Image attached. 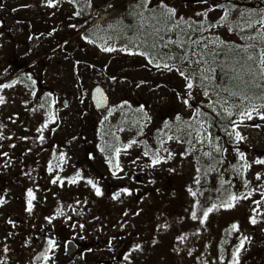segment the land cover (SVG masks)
Here are the masks:
<instances>
[{
	"label": "rangeland",
	"instance_id": "obj_1",
	"mask_svg": "<svg viewBox=\"0 0 264 264\" xmlns=\"http://www.w3.org/2000/svg\"><path fill=\"white\" fill-rule=\"evenodd\" d=\"M166 2L176 8L178 16L190 21L193 29L198 27L197 22L205 28L212 23V28L203 33L190 31L191 39L203 34L238 49L246 42L254 43L256 40L248 37L255 38L260 31L259 25L248 28L244 21L264 15V0ZM135 3L137 0H107V3L59 0L58 6L51 8L46 0H0L3 5L0 7V84L16 81L11 88H0V96L5 99L0 104V125H6L0 132L11 137L0 140V152L8 153L0 156V197L6 200L0 205V261L5 264H45L36 257L46 247L47 237L54 238L60 247L50 254L46 264H228L241 235L249 240L240 253V264H264V201L259 214L251 211L255 207L251 201L260 199L258 185H264V180L256 181L254 174L264 171V167L252 164L241 172L244 161L238 154L244 152L250 164L255 159H264V120L254 116L241 122L234 114L232 118L245 137L239 142L232 137L227 144H221L210 123L204 124L201 136L197 137L195 130L201 128L197 120L205 119L202 110L222 116L224 100L239 102L223 90L227 85L222 87L223 82L227 84L232 78V67L227 77L217 70L210 84H202L197 76L190 100L193 107L185 106L182 98L189 90L183 77L149 64L146 57L138 54L148 49L137 48L132 43L136 29L128 26L138 23V18L131 15ZM155 4L153 0L151 6ZM215 4L222 7L213 8ZM209 8L213 10L208 11L206 18L196 15ZM225 10L229 14L226 20H221ZM76 12L80 15H75ZM84 36L95 43L83 39ZM172 39L177 37L173 35ZM183 42L184 50L199 51L187 37H183ZM105 45L117 50L104 52ZM122 47H131L137 54L122 51ZM164 51L175 55L178 47L173 45L161 50ZM223 58L221 55L218 59L225 61ZM226 62L229 66L241 65L234 60ZM176 66L181 65L177 62ZM238 68L243 69L245 79L249 78L245 67ZM253 69L256 70V65ZM29 75L36 81L34 86ZM96 85L105 88L110 101L107 109L100 112L90 97ZM33 87L35 96L31 95ZM205 90L208 96L203 95ZM253 91L259 94V90ZM49 92L52 93L49 99L56 101L51 110L57 119L49 124L54 131L44 130L46 139L41 143L36 128L48 118L49 106H38ZM125 100L128 103L122 105ZM65 101L67 106L63 104ZM197 109L202 113L199 117ZM145 112L150 121L145 119ZM178 114L181 120L176 119ZM257 124L260 126L255 127ZM25 136L28 139H20ZM133 139L138 143L122 151L119 157L123 171L113 176L106 162L109 153L101 152L100 148L112 144L122 147ZM217 144L227 151L217 153ZM145 149L165 157L170 152L172 157L155 169L144 168L148 161L142 155ZM204 152L221 160L217 165L219 172L207 171L212 159L204 156ZM60 153L67 158L59 172L61 177H71L80 171L84 177L95 180L103 195L96 196L85 180L77 184L65 180L63 186L50 183L47 166L49 161L55 165ZM197 168L201 170L199 185L194 182ZM245 180L251 182L249 187H245ZM223 181H229L231 187ZM123 187L133 190L132 195L122 194L113 200L112 194ZM189 187L198 192L196 198L188 193ZM28 188L33 189L36 197L31 214L25 211ZM250 190L252 197L239 201L232 209L214 211L204 226L191 221L185 211L194 199L206 208L224 200L229 191L239 194ZM58 207L67 212L62 221L67 215L73 220L70 225L67 222L58 226L57 216L52 225L45 220L54 216ZM134 212L138 215H133ZM252 215L258 220L255 225L249 220ZM8 220L18 224L13 227ZM233 223L239 224V232L231 229ZM197 227L200 232L195 234ZM179 235H185L186 239L178 240ZM152 240L157 243L153 244ZM136 243L142 245V251L134 250ZM5 246L8 252L3 251ZM125 256L130 259L126 261ZM220 256L225 257L224 261L219 260Z\"/></svg>",
	"mask_w": 264,
	"mask_h": 264
},
{
	"label": "snow or ice",
	"instance_id": "obj_2",
	"mask_svg": "<svg viewBox=\"0 0 264 264\" xmlns=\"http://www.w3.org/2000/svg\"><path fill=\"white\" fill-rule=\"evenodd\" d=\"M207 3V0H204ZM46 3L49 7L55 8L59 4V0H46ZM107 3V0H105ZM153 0H137V3L132 5L131 15L138 18V23L136 25H130L129 28L136 29V39L132 41L135 47H146L148 50L139 51L138 54L140 56L146 57L148 59L149 64H154L157 69H163L168 72L175 71L179 73V76L183 77L185 83V87L189 90L186 97L182 98V103L192 108L193 105L190 103L192 99V90L195 87V79L199 76L201 83L208 82L209 84L215 80V74L217 70L225 77L228 76L229 64L226 62L227 60H234L236 64H241L242 67L246 68V73L249 79L245 80L244 76L232 77V79H238L240 84L243 85V88L230 91L228 88H223L224 91L229 92L230 97L236 98V100L231 103L228 100H224L222 103L223 107V119L228 121V124L231 125L233 131L227 132L229 138L234 137L237 142L242 141L245 137L238 130L239 126L236 124L231 117L235 114L238 115L241 122L245 120H252L254 116L259 117V119L264 120V15H261L259 19L249 18L244 21L245 25L248 28H254V25H259L260 31L257 32L256 37H248L249 40L255 39L258 43H250L241 46L239 49L234 48L233 46L228 45L223 41H212L209 37L204 36L203 34L197 37L196 39H191V36L188 35L190 31H200L201 33L208 31L212 28V23L210 22L205 28L203 24L197 22L198 27L193 29V25L190 21L184 20L182 16L177 15V10L175 7L170 6L166 0H156L155 7H152ZM90 6V5H89ZM3 7V5H0ZM108 7H112L111 4H108ZM222 7L219 4L213 5V8ZM212 8H209L207 11L198 12L196 15L202 18H206L208 16V11H212ZM15 11V9H13ZM144 12H147L148 15L145 16ZM228 12L225 10L223 15L220 17L221 20H226L228 16ZM75 15H80L79 12H76ZM71 27L75 28L76 25H71ZM187 29V31H186ZM255 30V29H254ZM231 31V29H229ZM171 34V35H170ZM175 35L177 39H172V36ZM142 37V38H141ZM167 37V39H166ZM183 37H187L192 44L196 45L199 51L188 48L184 50L186 45L183 42ZM83 39L88 40L90 43H95V41L90 40L88 36H84ZM65 43H67L65 41ZM209 44H213V47H209ZM173 45L178 47L177 54L173 55L169 52H161L163 49H169ZM258 49V50H257ZM102 50L104 52H114L117 49L112 46H103ZM120 50L128 52L131 55H136L137 52L133 51L131 47H122ZM243 52V56H240V53ZM223 55L225 57V61H220L218 58ZM177 62L181 66H176ZM253 65H256V70L253 69ZM194 66V67H188ZM234 69V65H232ZM259 77V81L257 80ZM28 79L31 80L32 85L36 84L35 80H32L31 76H28ZM112 80H115V77H111ZM16 83L13 81L8 84H0V88H11ZM141 83H144L141 81ZM139 86V85H137ZM253 89L259 90V94L253 91ZM99 93L100 90L97 89ZM31 95L35 96L36 91L33 87L31 90ZM204 96H208V91L205 90L203 92ZM52 97V93L49 92L46 94L44 98V102L41 103L38 107L44 108L45 104H48L49 111L46 112L47 119H45L39 127L36 128V132L39 134L37 139L43 143L46 139L44 135V130L48 129L49 131H54V129L49 128L50 122L54 123L57 119V116L53 110H51V106L56 103L54 99H49ZM107 97L103 94H100L96 98L97 106H100L106 103ZM5 99L3 96H0V104H4ZM128 101H123L122 105L127 104ZM121 105V106H122ZM116 107V106H114ZM235 109V113L234 110ZM142 111V109H141ZM109 115H111V109L109 110ZM202 113L199 109H197L196 116H201ZM219 115V113H218ZM144 117L146 120H151V117L145 112ZM11 119V117H9ZM107 119V117H105ZM177 120H181L179 114L176 116ZM197 123L201 125L200 129H196V136H201V130L203 129L204 124L207 123L206 119L197 120ZM260 125H255V127H259ZM6 127V125H0V128ZM165 127L168 128L169 125L165 122ZM188 128L191 129L192 125H188ZM225 131H227V127H225ZM191 135V132L188 133ZM11 137H5L2 132H0V140L10 139ZM20 139H28V137H20ZM169 140L172 139L171 136L168 137ZM203 142V141H200ZM208 142L211 144V137H208ZM138 142L133 139L130 140L127 144H124L122 147L117 146L115 144L109 145L108 147H101V152H108L106 162L109 164L110 169H112V175L116 176L117 172H122L123 169L120 164L119 157L121 152H126L127 149L131 148L134 144ZM163 143V141H161ZM2 147V145H0ZM9 147H15V145H9ZM31 151V149H29ZM167 151V149H165ZM215 151L217 153L226 152V149H222L220 145L215 146ZM185 153H182L184 155ZM239 158L244 161V163L240 166V171L245 172L249 168L252 167V164L260 165L264 167V159H255L250 164L246 158L244 152H239ZM143 157H148V161L143 165L144 168L155 169L158 165L165 163L168 159H171L172 154L169 152L168 156H161L158 152H149L145 149L142 153ZM206 157H210L212 159V163L207 165V171H216L219 172L220 169L217 167L221 160H216L211 156L210 152H204L203 154ZM0 156H8L7 152H0ZM53 159H57L55 156ZM66 155L64 153H60L55 165H53L52 161H49L47 166L48 173L50 176V183L59 184L60 186L64 185V181L67 180L69 184H77L81 180H85L87 185H90L91 188L95 191L96 196H102L103 192L94 179L90 177H84L80 171H76V173L71 177H61L59 172L62 171V164L66 162ZM137 159H140L138 156ZM133 164L136 163L135 160L132 161ZM7 166V165H5ZM174 169H169V171H173ZM200 168L196 169L197 177L195 178V184H200ZM256 181L264 180V171H256L255 172ZM121 178V177H118ZM155 181H153L154 183ZM223 183L229 184V181H223ZM250 181L245 180V187L250 186ZM260 188V199H253L251 202L255 205L251 209L252 212L259 214L258 210L261 207V202L264 201V185H258ZM131 189L128 187L120 188L118 191L112 194L113 200H118L121 195H132ZM188 193L193 198H196L198 195L197 191H193L191 187L188 188ZM253 196V192L250 190L247 193L240 192L239 194L235 192H228L226 198L221 200L219 203H212L208 207H203L200 204L198 199H194L193 203L190 206V209H186V213L191 221H196L200 226H204L208 219L209 215L214 211H218L220 209H232L236 206V204L241 200H248ZM27 207L25 209L29 214L32 213L34 204L33 201L36 199L35 193L32 188L27 189ZM6 203V200L3 197H0V205ZM64 213L61 208H57L54 216H47L45 220L48 221L49 224L52 223L53 219L56 216H63ZM125 216L128 213H124ZM133 215H138V213L134 212ZM249 220L251 224L255 225L258 223L257 217L255 215L249 216ZM8 224H11L15 227V224L12 220L7 221ZM124 225L122 224L121 227ZM83 228V225H80ZM231 229L233 231L239 232V224L233 223L231 224ZM200 232V227L196 228V233ZM178 240H185V235H179L176 237ZM249 240L248 236L241 235L239 239L238 245L235 247L234 251L231 253V259L228 261V264H240V253L245 246V242ZM153 244L157 243L156 240L151 241ZM60 245L57 241L52 237L46 238V247L38 253L36 259L44 261L45 264L51 259L52 253L56 248H59ZM135 251H142V245L140 243H136L134 245ZM4 252H8L9 249L7 246L3 248ZM174 251H178V249H174ZM191 255V251L188 253ZM124 259L128 261L130 259L129 256H125ZM225 257L220 256L219 260L224 261ZM0 264H5L4 261H0Z\"/></svg>",
	"mask_w": 264,
	"mask_h": 264
},
{
	"label": "trees",
	"instance_id": "obj_3",
	"mask_svg": "<svg viewBox=\"0 0 264 264\" xmlns=\"http://www.w3.org/2000/svg\"><path fill=\"white\" fill-rule=\"evenodd\" d=\"M224 5H226V2H225V4ZM222 6V5H221ZM254 43H258V41H255ZM245 44H250V42H246ZM245 44H243V45H245ZM242 45V46H243ZM238 49V48H237ZM258 50V49H257ZM223 59H225V57L223 58ZM236 67H234V69L232 68V70L230 71V74H231V76L232 77H237V76H241V75H244V71H243V69H241V68H238L239 66H241V65H235ZM230 67H232V64L230 65ZM28 68V67H27ZM23 69H25V68H23ZM231 69V68H230ZM26 70H28V69H26ZM225 79V77L223 76L222 77V80L223 81H225L224 80ZM244 79H245V77H244ZM247 79H249V78H247ZM247 79H245V80H247ZM227 85V87L229 88L230 87V89L231 90H238V89H241V88H243V85H241L240 84V81L238 80V79H230V81H228L227 82V84H226V81L225 82H223V86L222 87H225ZM209 110H202V113L205 115V119H206V121H207V123H210V124H212V125H214V127H215V136H216V138L221 142V144H223V145H225V144H227V142H229L230 140H232L233 138H229V136H228V134H227V132H231V131H233V129H232V127H231V125H229L228 124V121L227 120H225V119H223L222 117H223V115L222 116H219L218 114H216L215 112H213V113H211V112H208ZM231 119L232 120H234L235 121V119L234 118H232L231 117ZM225 127H227V131H225ZM64 215H66L67 214V212H65V210H64ZM63 215V216H64ZM63 216H57V219L58 220H60V225H58V226H64L65 224H68L69 223V225L71 224V221H73L72 219L70 220V219H68V215L65 217V219L62 221V217ZM13 222H14V224H18V223H16L14 220H12ZM61 221H62V223H61ZM68 222V223H67ZM52 225V224H51ZM5 229H7V227H6V224H5ZM2 228V227H1ZM67 227H65V229H66ZM25 241H28V240H25ZM129 244L130 242H126V244ZM121 244H123V245H126V244H124V243H121ZM122 250V249H121ZM35 257V256H34ZM35 260V259H34ZM35 262V261H34Z\"/></svg>",
	"mask_w": 264,
	"mask_h": 264
},
{
	"label": "water",
	"instance_id": "obj_4",
	"mask_svg": "<svg viewBox=\"0 0 264 264\" xmlns=\"http://www.w3.org/2000/svg\"><path fill=\"white\" fill-rule=\"evenodd\" d=\"M97 89L100 90L99 93L97 92ZM100 94H103L104 96H106L107 97V100H106V103H104V104H102L100 106H97V104H96V98ZM90 97H91V101H92V103L94 105V108L97 111H103V110H105L107 108V106H109V98H108V96H107L104 88L102 86H100V85H97L95 88H93ZM63 104H64V106H67L68 105V101H65Z\"/></svg>",
	"mask_w": 264,
	"mask_h": 264
},
{
	"label": "flooded vegetation",
	"instance_id": "obj_5",
	"mask_svg": "<svg viewBox=\"0 0 264 264\" xmlns=\"http://www.w3.org/2000/svg\"><path fill=\"white\" fill-rule=\"evenodd\" d=\"M262 204H263V201L261 202V206H263Z\"/></svg>",
	"mask_w": 264,
	"mask_h": 264
}]
</instances>
